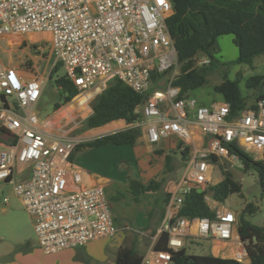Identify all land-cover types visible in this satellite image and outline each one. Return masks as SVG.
I'll use <instances>...</instances> for the list:
<instances>
[{
	"label": "built area",
	"instance_id": "1",
	"mask_svg": "<svg viewBox=\"0 0 264 264\" xmlns=\"http://www.w3.org/2000/svg\"><path fill=\"white\" fill-rule=\"evenodd\" d=\"M172 13L171 0H0V37L51 33L52 53L81 91L113 78L141 94L151 90L138 108L139 126H146L152 143L175 137L182 153L188 149L160 228L169 233L168 249L151 248L141 264H170L173 251L194 237L233 241L232 257L246 262L248 241L238 231L239 212L220 206L209 194L205 199L214 216L191 218L180 211L186 192L215 183L216 167L252 171L231 144L264 163V97L236 115L225 99L205 104L191 95L178 98L179 87L173 85L178 50L167 24ZM153 71L169 72L154 89ZM45 83L0 58V127L12 139L0 140V180L12 183L38 244L53 253L112 236L118 226L104 186L82 184V171L71 159L79 141L43 130L37 106ZM193 127L201 135L198 142Z\"/></svg>",
	"mask_w": 264,
	"mask_h": 264
},
{
	"label": "trees",
	"instance_id": "2",
	"mask_svg": "<svg viewBox=\"0 0 264 264\" xmlns=\"http://www.w3.org/2000/svg\"><path fill=\"white\" fill-rule=\"evenodd\" d=\"M173 13L167 18L169 31L178 50L179 74L173 85L179 87L178 98L187 97L198 87L210 82L213 71L221 69L222 80L214 84V90L221 93L224 99L230 102L232 115L239 114L248 107H254L256 101L264 97V74H253L245 80L247 88L252 90L256 100L250 102V96L243 95L240 81L242 72L238 71L234 79L228 77L227 69L235 63H247L255 67L256 57L264 54V0H171ZM223 34H233V42L239 49L238 57L231 61H221L217 54L220 50L218 39ZM208 57L209 63H199L202 57ZM62 67L60 61L53 68L54 73ZM169 72H152L153 86L166 79ZM58 94L53 95L55 109L72 100L81 90L65 74L54 79ZM151 90L141 94L118 78H113L107 86L99 92L91 103L93 112L87 117L88 127H98L109 121L123 118L128 123L139 121L141 113L139 106L149 96ZM43 96V95H42ZM141 134L140 126H129L125 129L98 136L94 139L81 142L76 148L82 146H101L105 144H134ZM12 139L5 128L0 127V140L2 136ZM246 164V169L254 171L257 175L262 195L264 196V163L253 160L243 149L231 144ZM188 149L183 152V161L187 158ZM73 158V154L71 156ZM172 156L166 155V170L172 171ZM222 166L223 178L210 184L204 190L196 187L184 194L181 215L187 217H212L214 209L205 199L209 194L213 199L224 202L233 193L242 191L241 182L234 173ZM160 181L152 179L148 184L140 180H131L130 190L135 199L143 192L156 189ZM170 193L166 194L168 201ZM257 207L248 202L239 213L238 231L241 237L248 241V254L250 261H240L234 257H223L213 254H195L187 247L173 251L170 264H264V225L253 222L246 214H253ZM169 233L160 232L155 243L156 249H168ZM143 255L135 246H123L117 253V264H141Z\"/></svg>",
	"mask_w": 264,
	"mask_h": 264
},
{
	"label": "crops",
	"instance_id": "3",
	"mask_svg": "<svg viewBox=\"0 0 264 264\" xmlns=\"http://www.w3.org/2000/svg\"><path fill=\"white\" fill-rule=\"evenodd\" d=\"M16 37L19 39L17 35ZM8 55L9 62L7 63L3 61L0 55L6 65H16L25 77L38 75L35 69L25 66L22 61L12 59L11 55ZM248 67L247 63L235 64V70L239 68L244 70L245 79L250 76ZM257 73L264 74V71H258L254 74ZM229 76L234 79L232 71H230ZM106 86L107 80L101 79L85 91L98 94ZM193 92L191 95L197 97ZM219 94L221 96L219 98L206 99L202 96L197 98L202 103L212 104L224 100V96ZM242 94L244 95L243 91ZM81 96H79L81 101L88 99L87 95ZM74 108L71 106L68 110L72 111ZM41 119L43 130L48 133L60 134L56 123H51L47 117ZM139 124L138 121L130 124L123 118L115 119L104 124L103 128L105 129L99 136L129 126H139ZM140 127L141 134L134 144L82 146L76 148L73 158H71L74 165L82 171L83 186H104L118 226V231L114 235L89 241L82 246L46 253L37 242L33 221L32 223L29 221L30 233L25 236V243L21 242L19 247H10L0 252V264H117V253L123 246H135L143 256L155 247L168 202L165 201L166 194L171 193L175 188V185L172 186L171 182L167 180V176L179 169L183 153L175 137L164 138L160 142L152 143L148 138L146 126ZM193 131L198 142L201 135H199L196 127H193ZM167 154L173 158L172 165L175 169L172 171L166 170ZM134 179L145 184H148L152 179H157L160 181V185L154 190L143 192L135 199L130 190V182ZM218 181L216 180L215 183ZM126 228L131 229L126 231ZM131 230L138 233L137 236L130 237ZM143 234L149 235L151 238L146 237L144 239ZM234 246L233 241L212 239V252L210 254L232 257L227 253L233 251ZM249 261L250 258L246 262Z\"/></svg>",
	"mask_w": 264,
	"mask_h": 264
},
{
	"label": "rangeland",
	"instance_id": "4",
	"mask_svg": "<svg viewBox=\"0 0 264 264\" xmlns=\"http://www.w3.org/2000/svg\"><path fill=\"white\" fill-rule=\"evenodd\" d=\"M16 35L19 39H17ZM233 34H225L219 37L218 42L220 50L217 57L221 61L235 60L238 55V48L233 42ZM51 33L49 32H35L30 31L27 33H9L0 37V55L5 63L9 62V55L12 59L20 60L22 63L32 69L43 77L46 81L41 101L37 106V110L41 118L47 117L51 123H56L59 128V133L67 137L75 138L80 142H85L99 136L105 128L104 125L98 127H88L86 125L87 117L92 113L91 103L94 100L95 93L91 91L80 92L72 100L61 105L55 109L53 95L58 94V88L55 86L54 79L65 74L63 66L54 73L51 78L53 68L57 65V59L51 51ZM234 57V58H233ZM236 64V63H235ZM235 64H232L228 69V77L230 71L232 76L236 78L237 72L241 71L243 78L240 81V87L244 95L250 96V102L256 100L255 96H251L252 90L247 88L245 83L244 70L239 68L235 70ZM248 74L252 75L258 71H264V54L256 57L255 67H248ZM247 74V75H248ZM112 79H107V84ZM222 80L221 69L212 72L210 82L205 85L194 89L193 93L198 97L202 96L206 99H213L221 97L219 93L214 90V84ZM158 84L155 86L157 87ZM87 95L88 99L81 101L79 96ZM196 97V98H197ZM83 98V96H81ZM198 99V98H197ZM199 100V99H198ZM200 101V100H199ZM202 103V101H200ZM74 108L72 111L68 108ZM57 133V131H56ZM3 142L9 141L8 136H2ZM180 167L171 174H168L167 180L173 185L179 181L184 168L185 161L180 160ZM222 170V169H221ZM219 167L215 168L213 174V181L221 180L223 173ZM235 177L242 184V191L240 193H233L221 202L220 206L228 207L239 213L243 212L248 202L254 203L257 210L253 214H246L253 222L264 225V196L262 195L261 187L259 185L257 175L254 171H233ZM243 175V177H242ZM218 181V182H219ZM8 198V203H6ZM29 221L32 223L31 217L27 212L22 201L15 193L13 185L10 182L0 180V252L7 250L10 247H19L25 243V236L30 233ZM131 229V228H130ZM130 229H125L126 231ZM134 230H131L130 237L137 236ZM144 239L151 238L149 235H142ZM219 242V241H217ZM218 247V245H216ZM187 249L195 254H210L212 252V240L207 238H190L187 244ZM218 249V248H216ZM233 252L227 253L232 256ZM1 260H3L1 258Z\"/></svg>",
	"mask_w": 264,
	"mask_h": 264
},
{
	"label": "water",
	"instance_id": "5",
	"mask_svg": "<svg viewBox=\"0 0 264 264\" xmlns=\"http://www.w3.org/2000/svg\"><path fill=\"white\" fill-rule=\"evenodd\" d=\"M97 94H95L94 96H93V98L96 96ZM191 96H193V95H191ZM92 112H93V110H92Z\"/></svg>",
	"mask_w": 264,
	"mask_h": 264
}]
</instances>
